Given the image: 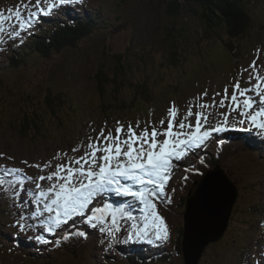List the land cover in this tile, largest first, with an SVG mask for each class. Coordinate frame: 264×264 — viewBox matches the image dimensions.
I'll list each match as a JSON object with an SVG mask.
<instances>
[{
  "label": "rangeland",
  "instance_id": "374dc122",
  "mask_svg": "<svg viewBox=\"0 0 264 264\" xmlns=\"http://www.w3.org/2000/svg\"><path fill=\"white\" fill-rule=\"evenodd\" d=\"M247 1L245 22L249 29L246 34L231 38V42L226 33H212V27L201 16V5L182 2L179 13L175 14V7L170 6L173 0H84L83 5L75 6L77 10L71 6L62 7L65 10L63 16H79L83 13L78 11L81 6L86 12L94 10L107 20L102 18L98 23L91 22L84 32L73 31L68 27L79 26L77 29H81L80 26L85 28V23L61 27L60 20H53L62 16L58 10L42 20L44 23L48 21L45 28L39 22L33 34L22 33L20 38L23 42L18 41L15 46L5 43L12 39L5 33V42L0 43V154H3L0 156V166H20L25 169L23 174L38 177L45 173L28 165L43 164L58 152L80 155L72 153L71 148L81 141L86 144L88 135H95L92 129L99 131L105 127L106 131L111 130L115 134L119 121L125 129L133 122H146L151 131V125L155 122L158 126L161 118L165 120L164 127L167 126V112L173 104L179 109V119L185 115L190 104H211L213 94L217 92L221 93L216 97L218 102L226 86L231 95L232 85L237 80L241 81L242 87L253 88L257 81L254 75L249 80V72L245 69L255 59L259 67L249 71L264 76V0ZM25 3H29V0H0V12H4L5 16L12 15L7 9L20 6L23 14ZM14 24L13 19L7 21L5 27L11 31ZM64 30H70L76 36L65 37L69 31ZM22 48H29V51L24 54L23 61L17 62L18 56L23 53ZM98 71L110 82L113 79L116 83L123 81L114 97L109 93L113 89L108 85L110 82L104 90L98 87L95 79ZM119 75L122 77L118 78ZM261 87L264 88V84ZM134 88L149 93L145 102L142 93L132 91ZM205 91L207 96L203 95ZM48 95L52 98L46 100ZM251 95L256 98L254 91ZM132 96H137L133 103ZM111 102L129 106L133 111L107 110V104ZM51 103L54 104L53 108ZM228 103L230 101L226 100L225 104ZM198 110V107L193 108V112ZM226 111V107L205 109L209 124L222 122L220 113ZM103 113L105 115L101 116ZM148 116L150 119H147ZM23 119L41 121L37 123L35 135L18 134V125L31 123L21 122ZM190 119L194 122L195 117ZM238 119L236 113H232L228 131L214 133V139L207 148L198 150V156L190 154L186 161L180 162L181 167L174 169L168 186L169 192L173 187L178 189L170 193L173 202L167 207L160 203L157 205L159 213L172 229L171 242L164 247L142 243L146 244L145 248L139 249L144 261L149 258V253L154 252L161 255L162 264H260L264 261V139L258 137L255 130H239L247 125H239ZM41 125L43 127L39 132ZM141 129H137V132ZM226 140H234L243 146H228L220 159V167L235 184L239 196L231 199L233 186L227 179L228 189L221 203L217 204V211L211 218L201 214L204 224H193L191 220L194 218L195 204L197 206V194H201L199 204L204 203L208 185L204 182V176L186 174L184 168L189 162L198 164L199 157H210V152L218 151ZM234 141L231 143L234 144ZM23 161H27L28 165ZM60 162V158L53 160V164ZM225 174L217 171L212 176L214 179L225 178ZM184 175L189 176L186 182L182 179ZM41 183L46 187L50 182ZM26 187L34 188V185L26 182ZM190 193L193 202L185 217ZM22 198L31 199L27 192L22 194ZM229 205L230 212L227 209ZM36 207L31 203L28 205L33 211ZM20 211L19 200L6 197L3 187H0V264L135 262L129 263L123 254H126V250H138L135 247H139L141 242H118L107 249L106 237L97 230L79 224L76 227L86 228L89 237L73 236L65 242L61 237L68 229L48 233L40 223L44 217H29L34 227L18 232L12 225ZM136 211H139L138 208ZM225 212L228 214L226 223L223 220ZM133 214L137 217L140 215ZM25 215L28 216L27 211ZM186 222L191 227V245H185L187 249L184 253L181 242L179 253L173 250L166 256L169 248L172 250L179 230L186 233ZM124 223L121 221V224ZM37 235H43L51 243L37 242L34 239ZM126 236L127 232L122 230L117 234V239L124 241ZM58 239L60 246L56 247L54 242ZM101 239L105 241L103 244L100 243ZM22 241L32 242V245L26 249L21 245ZM196 243L198 245L194 247Z\"/></svg>",
  "mask_w": 264,
  "mask_h": 264
},
{
  "label": "snow or ice",
  "instance_id": "6c2138e0",
  "mask_svg": "<svg viewBox=\"0 0 264 264\" xmlns=\"http://www.w3.org/2000/svg\"><path fill=\"white\" fill-rule=\"evenodd\" d=\"M83 3L84 0H34L32 4L29 0L23 5V14L20 6L7 9L12 15L5 16L4 12H0V43L5 42L4 34L7 33L13 38L15 46L16 38H20L22 33L33 34L36 24L44 18L51 17L62 7H75ZM13 19L15 24L9 31L5 23ZM258 67L254 59L245 69L249 72V80L254 75L257 81L251 89L242 87L241 81L237 80L232 85L231 95L226 86L218 102L216 97L221 96L219 92L213 94L211 104L188 105L185 115L179 119V109L173 104L167 112L166 127L163 118L158 121V126L155 122L151 125V131L146 125L139 132V122L135 127L129 124L125 129L117 121L115 134L111 130L106 131L105 127L99 131L92 129L95 135L89 134L86 144L81 141L78 146L71 148L72 153L80 155L70 156L68 152H58L43 164L28 165L27 161H23L25 165L45 173L38 177L23 174L21 168L0 166V187H3L6 197L19 200L21 209L12 227H16L18 232H25L34 227L29 217H44L40 220L44 231L53 233L58 229H68L61 237L65 242L73 236L87 239L90 233L86 228L90 227L108 239L107 249L118 242L166 246L171 242L172 229L159 213L157 205L160 203L167 207L172 204L170 193L178 189L173 187L169 192L168 186L174 169L182 166L180 162L186 161L190 154L198 156V150L208 147L214 139V133L228 131L232 113L239 117V125H247L239 130H255V134L264 139V88L261 87L264 76L249 71ZM253 91L256 98L251 95ZM203 95L207 96V91ZM226 100L230 101L227 105ZM194 107L200 110L193 112ZM212 107L227 108L226 112L220 113L222 122L209 124L205 109ZM192 117H195L194 122L190 119ZM57 158L61 162L53 164ZM199 164L207 166L203 157H199ZM184 171L204 175L191 162ZM9 176L14 178L6 179ZM188 178V175L182 177L185 182ZM44 181L50 183L45 187L41 183ZM26 182L33 184L34 188L26 187ZM205 184L208 185L210 197L214 184L211 175L206 178ZM24 192H27L30 200L22 198ZM200 196L198 193L197 206ZM112 197L130 199L114 200ZM30 203L37 206L34 211L28 208ZM137 204L140 205L138 217L133 214ZM26 211L28 216L25 215ZM45 213L47 216H44ZM121 221L125 223L121 224ZM129 221L130 225L127 223ZM78 224L86 228H77ZM122 230L127 232L126 239L118 241L117 234ZM34 239L42 244L51 243L43 235H37ZM104 242V239L100 240L101 244ZM54 246H60L59 239L54 242ZM260 264H264V261Z\"/></svg>",
  "mask_w": 264,
  "mask_h": 264
},
{
  "label": "trees",
  "instance_id": "16d2710c",
  "mask_svg": "<svg viewBox=\"0 0 264 264\" xmlns=\"http://www.w3.org/2000/svg\"><path fill=\"white\" fill-rule=\"evenodd\" d=\"M182 2H187L189 4H195V5H201L202 7V13L203 15L202 18H204L206 20V24L212 27L211 30L212 33H226L227 34V38L230 41L231 38H235L236 36H238L239 34H246V32L248 31L249 27L247 28V24L245 22V13L247 10V0H173V3H170L171 8L175 7V14L179 13L180 9H181V3ZM78 9H82L84 10L85 8H82L81 6L78 7ZM98 14V12H96ZM60 19V24L59 25H64L66 26H71V25H77V24H84V27L89 28L90 23L94 22V23H98L99 21H101V19L103 18V16L99 15L97 17L93 16L91 13V10H87V14L82 13L79 16H73V15H69L68 17L65 16H59L57 17V19ZM80 19H82L81 21H79ZM104 19V18H103ZM107 20V19H104ZM88 21V23H87ZM79 22V23H78ZM82 27V26H80ZM78 27H74V28H69L68 29H73V31H78L84 32V28L82 27L81 29H77ZM221 30V31H220ZM69 31V33H65V37H75L76 34L70 30H64L63 32H67ZM35 39V38H34ZM231 42V41H230ZM229 49L231 50V46H229ZM23 53L21 55L18 56V60H16L17 62H21L24 60V54H26L29 51V48H22ZM102 71V70H101ZM101 71H98V73L96 74V82L97 85L100 89H103L106 86H112V90L109 92L112 94V96L114 97L116 95L115 91L118 90V88L121 87V83L123 81H120L116 83V81L113 79L108 80L105 76H102L100 74ZM122 76L119 75L118 78H121ZM118 80V79H117ZM110 82V83H109ZM109 83V84H108ZM108 84V85H107ZM133 92H138L142 93L141 97L142 100L145 102L147 100V96H149V93H145L142 91H139L138 88H134V90H132ZM54 97H57L54 96ZM109 98H111V95H108ZM52 98L51 95L46 96V100ZM130 98H133L132 103L135 101V99L137 98V96H132ZM129 98V99H130ZM45 100V101H46ZM54 104L51 103V107L53 108ZM107 110H118V111H128L131 112V108L125 107V105L123 104V106L120 105H116L115 102H111L109 104H107ZM130 108V110L128 109ZM133 111V110H132ZM144 110H142L141 112H143ZM148 112V110H147ZM149 114L151 116V109H149ZM105 115V113L101 114V116ZM30 117V116H29ZM30 120H26L23 119L21 122H28L29 123ZM4 122V121H2ZM30 124H21L18 125L17 127V131L18 134H20L21 136L24 135V133H31L33 135H35V133H37V128L38 122H41L39 119H34L32 121H30ZM136 122H133V124ZM33 125L32 127L30 125ZM139 124H142V122H139ZM43 126L41 125V127L39 128V132L40 129ZM208 160H206L207 163ZM213 164V160H211L210 166ZM181 231L179 230V237L176 238L174 246L176 247V250L179 252L180 251V240H181ZM132 262V260H131ZM135 264V262L133 263Z\"/></svg>",
  "mask_w": 264,
  "mask_h": 264
},
{
  "label": "water",
  "instance_id": "95a60500",
  "mask_svg": "<svg viewBox=\"0 0 264 264\" xmlns=\"http://www.w3.org/2000/svg\"><path fill=\"white\" fill-rule=\"evenodd\" d=\"M217 171H219V170H216V171H214L212 173H209L208 176L209 175L212 176ZM206 178H205V180H206ZM227 179L230 181V179L225 176V180L226 181H228ZM213 180H214V178H213ZM231 185L233 186L232 190H235L234 185L232 183H231ZM207 189H208V186H207ZM227 189H228V185L226 183L221 184V185L220 184H213L212 185V189H211V196L209 197V195L207 194L204 203L199 204V206H196V204H195L194 218L191 220L192 223L193 224H204L203 220L201 219V214H205L207 216V218H211L213 216L214 212L217 211V204L221 203V199H222L223 196H225ZM190 195H191V193L189 194V196ZM233 197H234V195H233V193H231V199H233ZM192 202H193V197L190 196V199L187 200V203H186L187 206H186L185 217L187 216V213H188L189 209L192 206ZM227 209L230 212L231 206L230 205L227 206ZM223 211H225V208H224ZM228 211H227V213H228ZM227 213L225 212V214H224L225 215L224 219H223L224 223H226V218H227V215H228ZM193 224H192V226H194ZM185 225H186V228L185 227L184 228H185V232L186 233L183 234L184 253H185V251L187 249L186 246L191 245V241H192V239H191V231H190V228H191L190 224L188 222H186ZM202 243L204 244L205 241H202ZM197 245H198V243H196L194 245V247L197 246ZM200 247H201V245H200Z\"/></svg>",
  "mask_w": 264,
  "mask_h": 264
},
{
  "label": "bare ground",
  "instance_id": "6f19581e",
  "mask_svg": "<svg viewBox=\"0 0 264 264\" xmlns=\"http://www.w3.org/2000/svg\"><path fill=\"white\" fill-rule=\"evenodd\" d=\"M34 2V1H33ZM34 4V3H33ZM23 8V7H22ZM78 11L79 12H83V13H85V14H87V12H86V10L84 9V10H82V9H78ZM91 13H92V15L93 16H95V17H97L98 16V14L94 11V10H91ZM57 20H60L59 18L57 19ZM52 21V20H51ZM59 23V22H58ZM53 26H55V25H53ZM82 28V27H81ZM84 30L86 31L87 30V28L85 27L84 28ZM24 38H25V36H24ZM46 38V37H45ZM23 42V41H22ZM19 45H20V43H19ZM13 49V48H12ZM17 51V50H16ZM129 110H130V108H128ZM143 119V118H142ZM147 119H150V116H148L147 117ZM137 123V122H136ZM136 123H134L133 124V126L135 127V125H136ZM148 126V124L146 123V122H142V124H140V128H144L145 126ZM139 129V128H138ZM236 144L240 147V148H243V146H242V144L241 143H239V142H236ZM241 145V146H240ZM11 165V164H10ZM13 165H11V167H12ZM16 168H21V169H23V172H25V169L24 168H22V167H20V166H17ZM27 173V172H26ZM17 175H20V174H17ZM28 176V175H27ZM218 178H220V179H222V180H220V179H218ZM224 183H226L227 185H228V182L225 180V178H223V177H217L216 179H214V184H224ZM43 184V183H42ZM45 186V185H44ZM195 186V185H194ZM139 207H140V205L139 204H137V207L136 208H138V210H139ZM134 213H140L139 211L137 212H135L134 211ZM130 222V221H129ZM185 228H186V225H185ZM35 246V245H34ZM155 246V245H154Z\"/></svg>",
  "mask_w": 264,
  "mask_h": 264
}]
</instances>
